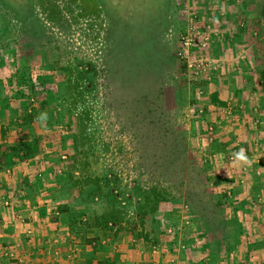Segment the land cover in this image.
<instances>
[{
  "label": "rangeland",
  "instance_id": "1",
  "mask_svg": "<svg viewBox=\"0 0 264 264\" xmlns=\"http://www.w3.org/2000/svg\"><path fill=\"white\" fill-rule=\"evenodd\" d=\"M192 35L190 54L212 61L215 75L221 41H252L264 54V0H0L11 102L22 122L46 121L23 149L48 152L83 227L115 210L107 235L142 233L151 244L190 219L200 231L217 228L212 188L222 175L208 173L187 126L211 78H194L181 57ZM152 189L166 197L143 218Z\"/></svg>",
  "mask_w": 264,
  "mask_h": 264
},
{
  "label": "crops",
  "instance_id": "2",
  "mask_svg": "<svg viewBox=\"0 0 264 264\" xmlns=\"http://www.w3.org/2000/svg\"><path fill=\"white\" fill-rule=\"evenodd\" d=\"M254 44L221 41L223 67L189 114L187 126L209 159L208 173L222 175L212 188L219 195L213 200L217 228L200 231L190 219L175 236L165 234L154 244L74 221V200L59 183L61 170L48 165V152L26 156L20 149L46 121L20 120L24 110L11 102L10 62L0 49V263L264 264V54ZM241 149L250 166H233Z\"/></svg>",
  "mask_w": 264,
  "mask_h": 264
},
{
  "label": "built area",
  "instance_id": "3",
  "mask_svg": "<svg viewBox=\"0 0 264 264\" xmlns=\"http://www.w3.org/2000/svg\"><path fill=\"white\" fill-rule=\"evenodd\" d=\"M201 39V42H198V45L204 47L207 45L208 43V38L207 37H202L200 38ZM194 38H193V35L192 36H186L184 39H183V49H182V52H181V57L184 59V62L187 66V68L189 69V71L192 72V76L194 78H203V79H209L211 77V74L210 71L211 69H214L215 67H211L210 65L213 64L212 61H208L206 60L202 55H198L196 57H194L192 55V53L190 54V51H189V48L191 46H196L197 45V42L194 43ZM36 90L37 89H40L42 90V88H35ZM197 93H201L200 90H197ZM24 98H28V103L31 104V105H35V101H36V97H35V94H31L30 92H28V90H25L24 91ZM170 232V231H169ZM1 264V263H0Z\"/></svg>",
  "mask_w": 264,
  "mask_h": 264
},
{
  "label": "trees",
  "instance_id": "4",
  "mask_svg": "<svg viewBox=\"0 0 264 264\" xmlns=\"http://www.w3.org/2000/svg\"><path fill=\"white\" fill-rule=\"evenodd\" d=\"M184 68H186L185 64L183 65ZM87 71V70H86ZM85 73H89V72H85ZM22 146H13L11 147L10 149L11 150H17L18 148H20ZM20 149H23V148H20ZM26 149L28 150L26 152ZM26 149H23V152L26 156H30L31 154H33L34 150H29L28 148ZM264 163V162H263ZM151 195H152V202H151V206L148 208V210H144V213L142 214L143 218L144 216L148 213V212H155L158 208V205L163 202L165 200V197H166V194L163 192V191H160V190H157V189H152L151 190ZM118 215H117V212L115 210H112L111 212H108L106 214H101V215H95L94 216V222L92 223V225H87L85 224L86 226H90V227H95V228H99L101 231L105 230L106 227L108 226V223L110 221H113L116 223H119L118 222ZM143 218L141 219V225H144V222H143ZM130 235H133L132 234V231L129 232ZM116 236V235H115ZM135 236L137 239H146L147 236H143L142 233H139L137 235H133Z\"/></svg>",
  "mask_w": 264,
  "mask_h": 264
},
{
  "label": "clouds",
  "instance_id": "5",
  "mask_svg": "<svg viewBox=\"0 0 264 264\" xmlns=\"http://www.w3.org/2000/svg\"><path fill=\"white\" fill-rule=\"evenodd\" d=\"M42 117L46 118V113L42 114ZM39 119V118H38ZM233 166L239 167L241 162H243L244 165L250 166L251 161L249 160L248 156L245 154V150L241 149L239 152H236L233 154Z\"/></svg>",
  "mask_w": 264,
  "mask_h": 264
}]
</instances>
